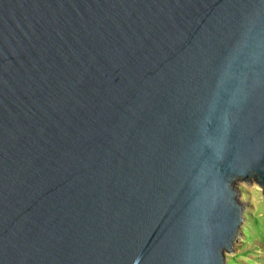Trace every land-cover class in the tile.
Wrapping results in <instances>:
<instances>
[{
	"label": "water",
	"instance_id": "95a60500",
	"mask_svg": "<svg viewBox=\"0 0 264 264\" xmlns=\"http://www.w3.org/2000/svg\"><path fill=\"white\" fill-rule=\"evenodd\" d=\"M264 200V0H0V264H224Z\"/></svg>",
	"mask_w": 264,
	"mask_h": 264
},
{
	"label": "rangeland",
	"instance_id": "374dc122",
	"mask_svg": "<svg viewBox=\"0 0 264 264\" xmlns=\"http://www.w3.org/2000/svg\"><path fill=\"white\" fill-rule=\"evenodd\" d=\"M243 207V220L231 253H225L224 264H264V200L261 189L252 180L249 184L234 182Z\"/></svg>",
	"mask_w": 264,
	"mask_h": 264
}]
</instances>
